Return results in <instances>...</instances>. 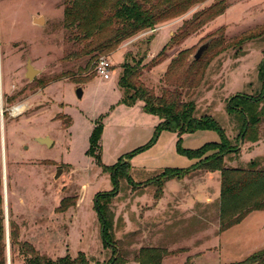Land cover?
I'll list each match as a JSON object with an SVG mask.
<instances>
[{
	"label": "rangeland",
	"instance_id": "obj_1",
	"mask_svg": "<svg viewBox=\"0 0 264 264\" xmlns=\"http://www.w3.org/2000/svg\"><path fill=\"white\" fill-rule=\"evenodd\" d=\"M213 2L206 0L184 16L156 26L153 32L140 33L108 56L93 53L63 62L68 48L63 27L64 0H0V193L5 264H24L25 260L19 247L10 246L9 221L18 229L19 242L28 243L51 261L64 258L71 262L83 255L89 264H108L112 253L102 241L95 201L120 251L121 262L117 264H138L136 257L141 248L161 249L160 254L169 258H162L160 264L171 260L173 263L168 264H183L185 256H189L186 264L191 262L193 252L180 255L183 251L179 254V248L195 251L199 244L194 240L195 228L200 233L206 224L193 227L184 214L189 215L195 208H199V214L210 209L206 199L217 202L220 172L195 170L170 178L161 186L156 180L167 169L192 170L213 153L206 152L197 160L184 152L218 143L221 137L212 130L180 137L167 130L157 131L158 118L144 113L140 101L132 106L121 102L117 82L122 64L133 66L142 60L146 65L165 47L164 61L144 71L141 81L158 94L166 70L178 58L169 83L173 84L188 68L190 74L196 73L193 76L198 85L185 94V99L195 104L194 117L213 119L231 145L240 149L237 156L225 159V167L246 168L251 161L263 164V156L250 155L260 149L264 139V114L258 141L237 143L239 118L227 112V105L233 96L264 94L259 72L264 37L240 47H233L232 42L264 24V0H224L227 9L221 16L178 44L169 43L182 20ZM39 17L43 19L41 26L32 22ZM219 30L223 44L211 43ZM206 42H210L207 50L192 64V56ZM100 56L107 57L111 64L109 80L99 78L94 71ZM27 60L38 71L32 80L25 78ZM85 76L90 80L82 83ZM78 87L80 98L76 95ZM17 107H21L19 112L15 111ZM96 128L99 140L91 147L90 138ZM43 137L52 141L49 147L35 142ZM124 156H129L128 171L117 173L115 195L102 198L115 191L111 176ZM58 170L61 173L54 179ZM170 206L177 208L176 214L168 213ZM167 213L170 217L162 218ZM228 218L221 222L220 209L214 208L208 217V229L216 232ZM128 221L132 224L130 230L126 229ZM179 240L185 243L178 245ZM214 240L218 250L208 252L195 264L246 261L264 249V212L252 213Z\"/></svg>",
	"mask_w": 264,
	"mask_h": 264
},
{
	"label": "trees",
	"instance_id": "obj_2",
	"mask_svg": "<svg viewBox=\"0 0 264 264\" xmlns=\"http://www.w3.org/2000/svg\"><path fill=\"white\" fill-rule=\"evenodd\" d=\"M205 1L64 0L63 27L67 33L65 43L68 48L62 57V61L79 60L82 57H89L93 53L108 56L123 42L129 41L142 32L153 30L162 23L178 19ZM226 9L224 0H214L210 6L194 12L189 19L182 20V25L170 37L169 43L178 44L207 23L221 16ZM217 32L219 35L211 43L223 44V34L221 30ZM262 37H264V24L251 32L244 33L240 36V40H237L238 38L233 39V47H240L248 41ZM164 49L165 47L146 65H142V60L133 66L128 63L122 64V72L117 82L122 92L121 102L127 106H132L135 102L140 101L144 113L158 118L157 131L167 130L179 137L199 130H212L219 133L220 142L208 143L197 150L184 152L189 158L197 160L206 152H212L211 157L202 163L197 162L190 171L167 169L156 181L161 186L164 181L170 178H178L195 170H218L220 172V221L222 222L226 217H229L225 223H220L219 232H223L240 223L251 212L264 211V162L260 164L251 161L246 168L225 167V159L237 156L240 149L231 145L213 119L194 117L195 104L192 100L185 99V94L198 85L193 76L196 73L190 74V68H188L174 80L173 84L169 83L172 66L178 62V58L173 60L166 70L163 77L164 86L158 94L141 81L144 71H150L164 61ZM198 60L193 59L192 64L197 63ZM259 72L264 86V58L260 64ZM62 77L66 78L67 76ZM88 80L90 78L85 76L82 78V83ZM82 83L80 82V84ZM227 112L233 113L239 118L240 126L235 138L236 142L256 143L260 137L261 118L264 114L263 92L257 97L244 95L231 97L227 105ZM98 140L99 129L96 128L90 138L91 147L97 144ZM129 156L120 158L118 164H115L111 178L116 189L111 194L101 195L102 198L115 195L118 186L117 173L121 170L128 171L126 159ZM126 179L130 181L128 176ZM1 185L0 178V188ZM94 204L95 211L101 221L102 241L112 253V258L108 264H117L121 262L120 251L112 242L105 214L96 201ZM4 224L3 198L0 193V264H5ZM8 225L10 246L19 247L21 255L25 259L24 264H89L83 255H79L71 262H67L64 258L51 261L39 255L28 243L19 242L17 227L12 221H9ZM161 252V249L141 248L136 257L137 263L160 264L163 258ZM238 264H264V249Z\"/></svg>",
	"mask_w": 264,
	"mask_h": 264
},
{
	"label": "crops",
	"instance_id": "obj_3",
	"mask_svg": "<svg viewBox=\"0 0 264 264\" xmlns=\"http://www.w3.org/2000/svg\"><path fill=\"white\" fill-rule=\"evenodd\" d=\"M172 34L170 33V36H171ZM117 52V51H116ZM115 52V53H116ZM114 54V53H113ZM112 54V55H113ZM112 55H111V57H112ZM259 147H260V149L257 151L256 149L254 150V152L250 155V156H254V157H257V156H263L264 157V139L263 140H261V143H259ZM258 149V148H257ZM257 151V152H256ZM261 153V154H260ZM259 154V155H258ZM249 156V157H250ZM263 159V158H262ZM230 165H231V162H230ZM206 202L207 203H209L207 206H210V209H207V208H205L204 210H202L203 212L201 213V214H199V211H198V209H194V210H190V212H189V215H187V214H184L185 215V217H189V219H190V224H192L193 225V227H194V225L197 227L198 225H202V224H206V226L204 227L205 229H204V231H202V232H197L196 233V228H195V232H194V234H195V237H194V240H197V241H199V244H198V246H197V249L195 250V251H189L188 249H186V250H184V249H180L179 248V251H178V253L180 254V252H182L183 251V253H181L180 255H185L186 253H189V252H193V256H194V258H192V260H191V262H189V264H195V260H198V259H200L202 256H204L205 254H207L208 252H210V251H215V250H218V246L216 245V242H214L215 240L214 239H216V238H218L219 239V236L223 233V232H225V231H228L229 229H231V228H233V227H231V228H229V229H227V230H225V231H223V232H219V230H217L216 232L215 231H213L212 229H208V226H207V224L209 223V220H208V217H209V215L213 212V209L214 208H219V198H218V200H217V202L216 203H212L211 202V200L210 199H206ZM170 208H171V210H173V211H170ZM170 211V212H169ZM176 211H177V208L176 207H168V213L169 214H171L172 215V213L173 212H175V214H176ZM254 212H262V211H254ZM254 212H251L250 214H248L246 217H248V216H250L252 213H254ZM264 212V211H263ZM167 213V215L165 214L164 216H162V218L163 217H170V215ZM184 215H182V214H180V215H178V216H184ZM148 217H150V216H148ZM245 217V218H246ZM152 218V217H151ZM245 218L243 219V220H245ZM153 219H155V218H153ZM161 219V218H160ZM157 220V219H156ZM130 226V227H129ZM235 226H237V225H235ZM132 228V224L128 221V223L126 224V229L127 230H130ZM193 234V235H194ZM193 235H191V236H193ZM212 240H214V241H212ZM177 243H179L178 245H180V244H183V243H185V241L184 240H179ZM177 245V246H178ZM211 248V249H210ZM167 256V255H166ZM166 256H164L163 258L164 259H168L169 258V256L168 257H166ZM192 256V257H193ZM189 259V256H185V262L183 263V264H186V262H187V260ZM172 261V263H173V260H171ZM171 261L170 262H167V264L168 263H171ZM162 264H164V262H162Z\"/></svg>",
	"mask_w": 264,
	"mask_h": 264
},
{
	"label": "water",
	"instance_id": "obj_4",
	"mask_svg": "<svg viewBox=\"0 0 264 264\" xmlns=\"http://www.w3.org/2000/svg\"><path fill=\"white\" fill-rule=\"evenodd\" d=\"M32 22H33V24H35L37 26H41L42 25V22H43V19L41 17H39V18H33L32 19ZM208 45H209V42H206V43L202 44L197 49V51L192 56V58L194 60H198L202 56V54L204 53V51L207 49ZM37 74H38V71L33 68L32 64H31V61L30 60H27V62H26V71H25V78H27L28 80H32ZM76 95H77V98H80L81 97L82 93H81V88L80 87L77 88ZM35 142L37 144H41V145H44L46 147H49L52 144V141L48 137L36 138L35 139ZM60 173H61V170H58V172L56 173L54 179H57L58 176L60 175ZM5 221H6V226H7V218L6 217H5Z\"/></svg>",
	"mask_w": 264,
	"mask_h": 264
},
{
	"label": "built area",
	"instance_id": "obj_5",
	"mask_svg": "<svg viewBox=\"0 0 264 264\" xmlns=\"http://www.w3.org/2000/svg\"><path fill=\"white\" fill-rule=\"evenodd\" d=\"M154 30H150V32H153ZM94 71L96 75L103 79V80H109L111 76V64L109 63L107 57L100 56L97 58L95 62Z\"/></svg>",
	"mask_w": 264,
	"mask_h": 264
},
{
	"label": "bare ground",
	"instance_id": "obj_6",
	"mask_svg": "<svg viewBox=\"0 0 264 264\" xmlns=\"http://www.w3.org/2000/svg\"><path fill=\"white\" fill-rule=\"evenodd\" d=\"M16 109H19V110H16ZM21 110V107H17L15 108V111L19 112Z\"/></svg>",
	"mask_w": 264,
	"mask_h": 264
}]
</instances>
